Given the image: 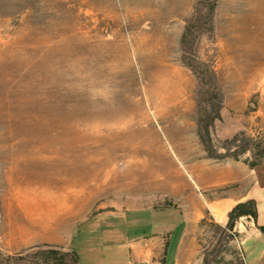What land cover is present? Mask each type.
Returning a JSON list of instances; mask_svg holds the SVG:
<instances>
[{
	"label": "rangeland",
	"instance_id": "374dc122",
	"mask_svg": "<svg viewBox=\"0 0 264 264\" xmlns=\"http://www.w3.org/2000/svg\"><path fill=\"white\" fill-rule=\"evenodd\" d=\"M196 2L0 0L1 254L56 228L69 238L117 198L159 195L181 160L208 157L180 45ZM205 28L188 54L214 69L222 98L209 130L219 162L205 166L264 161V0H217ZM247 189L264 218V170ZM74 235V249L87 245Z\"/></svg>",
	"mask_w": 264,
	"mask_h": 264
},
{
	"label": "crops",
	"instance_id": "0c3cea01",
	"mask_svg": "<svg viewBox=\"0 0 264 264\" xmlns=\"http://www.w3.org/2000/svg\"><path fill=\"white\" fill-rule=\"evenodd\" d=\"M223 161L231 164L219 170L205 166L219 162L209 157L181 160L180 171L165 175L162 194L117 198L110 208L76 224V233L83 230L88 245L81 249L73 247L78 235H74V228L69 238H62L56 228L51 238L45 239L40 232L23 244L71 247L79 264H228L236 258L243 264H261L264 250L256 255L242 246L251 238L264 245V232L246 215L238 217L232 229L226 222L234 204L253 198L258 222L264 227L260 203L247 189L264 166L252 168L238 160ZM222 238L226 246L212 260L213 249L217 251Z\"/></svg>",
	"mask_w": 264,
	"mask_h": 264
},
{
	"label": "trees",
	"instance_id": "16d2710c",
	"mask_svg": "<svg viewBox=\"0 0 264 264\" xmlns=\"http://www.w3.org/2000/svg\"><path fill=\"white\" fill-rule=\"evenodd\" d=\"M217 0H197L193 15L186 23L180 37L183 51V62L195 73L200 83L199 99L197 104V134L203 144L207 156L213 155L210 137V127L215 120L220 119L222 98L214 69L206 63L191 59L188 54L192 50L193 40L209 25L211 29ZM248 164V163H247ZM252 168L264 166V161L248 164ZM246 215L251 217L258 228L264 232V227L259 224L257 215V202L247 198L234 204L228 212L226 227L232 229L238 217ZM238 259V258H237ZM0 264H79L76 252L71 247L56 244H39L31 246L16 254L3 255L0 253Z\"/></svg>",
	"mask_w": 264,
	"mask_h": 264
},
{
	"label": "water",
	"instance_id": "95a60500",
	"mask_svg": "<svg viewBox=\"0 0 264 264\" xmlns=\"http://www.w3.org/2000/svg\"><path fill=\"white\" fill-rule=\"evenodd\" d=\"M76 230V228H74V231Z\"/></svg>",
	"mask_w": 264,
	"mask_h": 264
}]
</instances>
